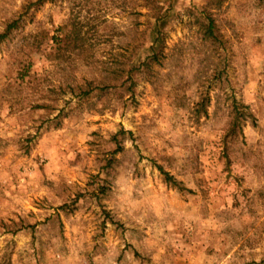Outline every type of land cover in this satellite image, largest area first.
I'll list each match as a JSON object with an SVG mask.
<instances>
[{
  "label": "rangeland",
  "instance_id": "374dc122",
  "mask_svg": "<svg viewBox=\"0 0 264 264\" xmlns=\"http://www.w3.org/2000/svg\"><path fill=\"white\" fill-rule=\"evenodd\" d=\"M263 262L264 0H0V264Z\"/></svg>",
  "mask_w": 264,
  "mask_h": 264
},
{
  "label": "trees",
  "instance_id": "16d2710c",
  "mask_svg": "<svg viewBox=\"0 0 264 264\" xmlns=\"http://www.w3.org/2000/svg\"><path fill=\"white\" fill-rule=\"evenodd\" d=\"M16 26V22L12 23L8 29L9 31L14 27ZM214 28H215V23L212 19L209 20V23H208V26H207V35L209 37H214L215 36V33H214ZM6 36L5 35H2L1 38H4ZM161 47V39L160 37H157L153 43V45L151 46V50H152V56L150 57L149 60H151L152 62H157L158 61V53H157V50L160 49ZM236 126H233V129L235 128ZM160 171L162 172V174L165 176V179L168 183H171L173 184L174 186L178 187L180 191H184L185 189H183L178 183L177 181L172 177L170 176L168 173H166L165 171H163V169H160ZM264 264V262H263Z\"/></svg>",
  "mask_w": 264,
  "mask_h": 264
}]
</instances>
